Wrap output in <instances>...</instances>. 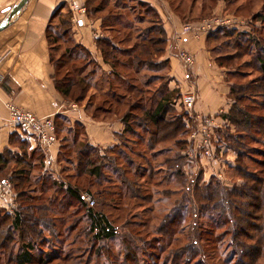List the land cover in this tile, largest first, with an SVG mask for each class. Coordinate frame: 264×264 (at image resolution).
I'll use <instances>...</instances> for the list:
<instances>
[{"label":"trees","instance_id":"16d2710c","mask_svg":"<svg viewBox=\"0 0 264 264\" xmlns=\"http://www.w3.org/2000/svg\"><path fill=\"white\" fill-rule=\"evenodd\" d=\"M120 1L121 0H116L115 4H111L110 0H87L86 4L88 17L91 19H100L102 22L104 36L99 38L96 43L102 55L103 62L110 67L111 71L109 74H106L91 58L89 51L77 44L74 40L71 12L62 16L60 24L54 27V20L64 9L60 8L55 12L46 35L51 47V62L55 70L54 82L56 90L66 100L72 103L80 104L86 102L85 110L88 111L92 109V113H89V115L94 119L105 120L113 116L118 117L125 127L123 138L129 135L134 137L137 136L138 131L135 130V126H137L143 135H149L148 147L158 145L151 143L177 139L180 134L184 136L182 141L178 140L175 144L176 149H179L180 152H176L173 160L167 162L168 164H172L171 167H173L175 171V174L171 175V181L169 180L167 186L179 180V182L175 184L180 188L178 193L181 197L175 199L173 210L167 215L166 219L161 222L154 233L156 235L171 237L177 233L179 227L189 224V227L191 226L194 231H197L194 234H197L202 227L199 221H203L204 218H207L210 223L207 222L208 227L206 226V228L212 231H217L226 225L230 227L229 234L232 237L230 248L234 255V264H254L260 259L264 249V225L258 229L253 227L249 220V215L253 209L258 213L259 219L264 221V181L261 179L259 180L260 186L258 188L244 186L243 188L235 187L229 189L220 183L216 177L211 178L209 182L203 181L201 173L197 175L195 179L192 177L190 178L186 169L188 167V162L191 161L189 155L190 150L188 151V144H190L188 138L192 134V131H190L191 128L188 124L184 122V118L176 114L175 104L179 98L180 92L177 91L179 89H169V82L167 84L163 83L162 80L167 79L166 81H168L170 79L171 81L169 73L164 77L156 75L158 72H162L164 69L167 71L171 67L168 60L164 59L161 61L168 47L166 30L164 29L158 12L149 4L138 1L139 5L146 7L145 14L150 11L155 18L149 20V27L145 28V30L137 29L136 41L131 44L130 35H122L119 31L115 30L121 23H123L121 26L124 30L127 29L126 27L129 28L131 26L129 23L124 22L122 19L123 17L114 12V9L126 10L119 6ZM178 1L179 0H170L171 7L174 8V12L177 13L181 19L186 20L187 15L183 14L180 9L183 8L184 3L188 4L189 0ZM192 4L193 0L191 1V5ZM191 10H194L193 6H191ZM145 14L138 18L140 24L147 22ZM131 30L132 29H129V32ZM113 32L115 33L114 36L112 34ZM214 32L215 31L208 32L209 36L206 41L216 39L217 34H213ZM236 34L238 33L227 31L224 32L223 35L234 38L236 36L242 37V40H245L244 44L253 42L250 36H245L246 34ZM52 35H54L55 38H53ZM63 43L66 45V48L63 54L55 61L52 53L55 49H59ZM123 44H129V46L123 48ZM209 50L212 52L211 49ZM214 60L220 68H227L228 63H226L223 58L218 57ZM257 62L260 72L263 75L262 83L236 86L230 82L229 99L231 106L229 112L223 116L225 124H227L229 128H234L240 135L253 134L255 138L264 137V114H259L256 110L252 111V108L245 106V103L248 99L247 96H249L248 93H251V90H255L258 97H260V102H256L258 98L254 97L253 99L255 102L253 103L256 104V108H260V111L264 112V56H258ZM144 72L155 73V76L148 78L142 83L147 90H150L149 86L152 85V82L155 81L157 77H160L162 81L161 86L156 90L157 92L151 100L152 104L149 108L142 102L144 92L142 91V86H140L138 82V75ZM144 77L146 79V76ZM121 91L124 93H119ZM240 91H244L242 96H239ZM94 97H100V100L98 102H93ZM252 107L254 106L252 105ZM136 111H141L142 115L136 114ZM54 121L57 133L63 131L61 120L57 121L54 119ZM75 125L85 132L84 125L81 123H76ZM222 137H224L229 144L234 143L232 136L225 135ZM221 140L222 139L217 136L218 144H221ZM63 141L67 140L64 139ZM12 143H14L13 139ZM17 143L18 144H11L17 147L16 152L6 150L0 155V181L6 180L7 177L11 175V182L14 183L12 186L17 194V209L14 213H9L0 209V264H34L37 258L33 252L34 246L32 244L35 241H40L46 233H49L51 228L56 229L57 226H63L66 218V211L62 212V222L61 218H53L52 212L59 211L58 213L60 214V211H62L61 208L56 210L53 206L47 204L38 206H25L22 202L19 204L20 200L23 202L29 200L30 197H28V195H32L33 191L36 190V188L33 191L31 190V194L26 190H20L26 182H42V180L38 179L31 181L32 178L29 173L33 167H36L43 181H52V178L42 173L45 160L42 148L38 147L35 150H31L30 144L21 140V137L17 138ZM262 144H264V141ZM24 145L28 147L25 148ZM67 145L66 142L61 144L59 159L66 149H70ZM76 146L77 145L74 144L73 148ZM229 147L231 146L229 145ZM28 150H31V152L29 153ZM21 151L23 153L18 154L19 152L21 153ZM38 151L41 153L39 156H37ZM98 151V148L91 146L88 141H86L83 146L81 145L79 150L76 151L79 157L78 166L81 168L84 165V170L89 176L98 177L102 174L101 166H95L93 162L95 156L98 158L97 161L101 162H106L105 159H109L107 156L100 158ZM131 152L134 151L132 150ZM158 155L153 156V159H157ZM36 156L37 159L35 160ZM120 159L122 160L124 169H130L133 172L124 173V169H115L117 173H120L119 175L135 176V174L139 173L138 169L135 168V170H133V168H131L134 166L132 165V161L128 160L130 164H126L123 158ZM34 160L35 164L33 163ZM109 160L114 163L112 158ZM126 165L130 167L128 168ZM236 171L240 172L239 169ZM173 176H175L176 180L173 179ZM154 177V172L152 171L148 176V181L152 180ZM122 181L125 185L123 189H128L129 194L127 198H129V196L134 193L132 189L134 185L128 178H122ZM146 181L137 184L139 190L144 187ZM54 185H56L55 182ZM61 187L57 188L55 192L62 190ZM64 187H66L64 195L74 199L79 204V209L84 208L86 210L84 217L87 218L90 223L88 233L95 237V241H108L116 238V229L113 227V224L106 214L98 213L88 208L79 190L71 185H64ZM41 189L42 191L45 190L44 187ZM173 192L170 190L168 193L166 192L165 195L171 196ZM135 197L136 196H133L132 198ZM118 198H120V196H118ZM122 198L124 197L122 196ZM244 198H249L253 200V202L251 204L249 202L246 203L242 200ZM59 216L61 217V214ZM189 217H191L190 222H188ZM75 227L76 222H73L69 229ZM252 231H256L258 236L251 235L250 233ZM201 235L202 234H199L200 239ZM196 239L197 238L193 239L190 237L187 246L174 254H170L168 258H166V263L204 264L201 260L195 262L196 259H200V256H202V249L199 247L198 240ZM134 240L136 239L131 235H125L120 238V246L124 255V261H126V264L128 261L130 262V260L134 264H144L139 261L138 257L143 249H141L136 242L134 243ZM38 261L40 262H38V264H49L53 262L51 258H49L46 263H43L41 258H38Z\"/></svg>","mask_w":264,"mask_h":264},{"label":"rangeland","instance_id":"374dc122","mask_svg":"<svg viewBox=\"0 0 264 264\" xmlns=\"http://www.w3.org/2000/svg\"><path fill=\"white\" fill-rule=\"evenodd\" d=\"M191 1L192 0H189L188 4L184 3L183 8L180 9L183 14L187 15L186 20L179 17L183 23L182 29L186 26L196 27L204 20L216 18L228 19L234 22V25L232 24L234 27L222 28L219 31H215L213 34H217L216 39L206 41V46L212 50L211 52L207 47V50L212 56V60L221 57L228 63L227 68H221L226 71V82L228 83L229 89L230 82L236 86L253 85L256 83L261 84L263 75L260 72L257 57L261 55L264 56V0H193L192 5ZM110 2L111 4H115L116 0H110ZM158 2L164 14V19H169V13H167L168 6L174 10V8L171 7L170 0H158ZM178 2H181V0ZM119 6L126 10L114 9V12L123 17L122 19L124 22L129 23L131 26L129 28L124 26L127 28L124 30L121 26L123 23H121L115 30L119 31L122 35H130L131 44H133L136 41L137 29L145 30V28L149 27V20L155 17L150 11L145 14L146 7L139 5V2L136 0H121ZM191 6H193L194 10H191ZM69 12L68 9L60 12V15L54 20V27H56L57 24L59 25L62 16L67 15ZM144 14L148 23L140 24L138 18L144 16ZM176 16L179 15L177 14ZM129 29L132 30L129 32ZM227 31L237 32L242 35L246 34L245 36H250L253 42L244 44L245 40H242V37L236 36L234 38L224 36V32ZM112 34L113 36L115 35L114 32ZM202 34L206 36V39L209 36V33H200V35ZM200 35L194 32L181 36L188 37V40L193 39L198 41L201 38ZM52 36L55 38L54 35ZM181 39L182 38H180V40ZM127 46H129V44L122 45L123 48ZM65 48L66 45L63 43L59 49L54 50L52 56L55 61L63 54ZM182 52H187L193 58V65L187 70H185L186 66H184L181 59ZM177 55L181 61L182 68L186 72L192 74L193 68L196 66L195 55L184 49V47H180V51L177 52ZM170 72L171 67L169 70L166 71L164 69L156 75L164 77ZM154 74L155 73L152 72H144L138 75L139 85L142 86V91L144 92L142 102L145 103L148 108L151 106V100L156 94V90L161 86L162 81L164 84L169 82L168 85L171 90L179 89L177 91L180 92V99L181 95L188 91L190 87H193L197 96L196 106L199 97L197 81H194L192 78L186 79L184 86H181L183 89H180L179 87H171L172 80L170 81L169 79L166 81V79L161 81L160 77H157V79L152 82V85L149 86L150 90H147L142 83L148 78L155 76ZM144 76H146V79ZM251 91V93H248L249 96H247L248 99L245 106L251 107L252 111L256 110L259 114H264V112L260 111V108H256V104L253 103L255 102L253 99L254 97L258 98L256 102H260V97H258L255 90ZM122 92L123 91L119 93L123 94L124 92ZM243 92L244 91H240L239 96H242ZM179 98L175 104L176 114L184 118V122L191 128L190 131H192V134L198 132L203 125L202 119L204 117L195 114V106L192 110L187 111ZM99 100L100 97L93 98V102H98ZM80 106L85 108L86 102L80 103ZM86 113L88 115L89 113L91 114L92 109H89ZM136 114L142 115V112L136 111ZM61 123L63 131L60 133L58 132V134L56 128V138L59 144H64V142H66L70 149H66V151L62 153L61 160L59 159V165L52 166V170L49 167V169L42 172L49 178H52V181H43L36 167H33L29 173L32 178L31 181L38 179L42 180V182H26L25 185L20 188V190H26L29 194L32 193L31 190L33 191L35 188L36 190L33 191L32 195H28L27 193L30 199L25 202L20 200L19 204H21V202L25 206L47 204L53 206L56 210L61 208V222L63 221L62 212L66 211L65 224L63 226H57L56 229L51 228L49 233H46L40 241H35L32 244L34 246L33 252L37 258L34 264H38V258H41L43 263H46V261L51 258L53 262L49 264H126L120 246V238L125 235H131L135 238L136 240H134V243L136 242V244L143 249L141 254H138V257L139 261L144 264H167L166 258H168L170 254H174L178 250L186 247L190 237L193 239L197 238L198 245L202 249V256H200V259H196L195 262L201 260L204 264H234V255L230 248L232 237L229 234L230 227L228 225L217 231H212L206 228L207 222L210 223V221L204 218L203 221H199L202 227L197 234H194L197 231H194L191 226L189 227V224L179 227L177 233L171 237L156 235L154 233L161 222L165 220L167 215L173 210L175 199L181 197L178 193L180 188L175 184L179 182V180L173 181L174 184L167 186L169 180L171 181V175L175 174L173 167H171L172 164H168L167 162L173 160L174 155L179 151V149H176L175 144L178 140L182 141L184 136L180 134L177 139L151 143L158 145L148 147L149 135H143L140 129L135 126V130L138 131L137 136L134 137L129 135L126 138H122L119 140L118 144L108 149L95 147L99 150L98 154L100 158L107 156V158H112V161H114L113 163L110 162L109 159H105L106 162H101L97 161V156L94 157L95 159L92 158L95 166L100 165L102 169L101 176L96 177L89 176L84 170V165L81 168L78 166L79 157L76 151L79 150L81 145L83 146L86 141H88L86 129L84 132L77 125L72 124L66 119L61 120ZM214 133V150L209 158L199 154L198 157L194 156L197 144H195L194 140H191L192 134L188 138L190 142V144H188V151L190 150L189 155L191 161L188 162L186 170L190 178L192 177L195 179V177L201 173L203 181L209 182L211 178L216 177L220 183L229 189L235 187L243 188L244 186L258 188L260 186L259 180L261 179L264 181V144H262L264 137L255 138L253 134L240 135L234 128H229L225 122L219 127L214 125ZM225 135L232 136L234 143L229 144L227 140L222 137ZM217 136L222 139L221 144H218ZM64 139L67 141H63ZM74 144L77 146L73 148ZM229 145L231 147H229ZM24 147L27 148L28 146L24 145ZM132 150L134 152H131ZM28 152L30 153L31 150H28ZM22 153L21 151V153L19 152L18 154ZM39 154H41L40 151H38L37 156H39ZM155 155H158L157 159H153ZM120 158H123L126 164H130L128 160L132 161V165L134 166L131 168H133V170H135V168L138 169L139 173L135 174V176L119 175L120 173H117L115 169H124V165ZM35 160L33 161L34 164ZM127 167L129 168L130 166L128 165ZM237 169H239L240 172L236 171ZM124 171V173L133 172L130 169H124ZM152 171L155 177L148 181V176ZM10 177L11 175L6 179L9 182H11ZM122 178H128L134 185L132 186L134 193L129 196V198H127L129 194L128 189H123L125 185L123 184ZM173 179L176 180L175 176H173ZM53 181L56 185H54ZM144 181H146V184L139 190L137 184H141ZM11 183L14 184L13 182ZM64 185H71L79 190L85 198L88 208L107 215L113 227L116 229V238L99 242L94 240L95 237L88 233L90 223L89 220L84 217L86 210L84 208L79 209V204L74 199L64 195L66 189ZM42 187H44L45 190L42 191ZM60 187L62 190L55 192V190ZM170 190L172 192L174 191V195L171 194V196H166V192L168 193ZM118 196H120V198H118ZM122 196L124 198H122ZM133 196L136 197L132 198ZM88 197L91 198V201L87 199ZM242 200L250 204L253 202V200L249 198H244ZM58 212L59 211L52 212L53 218H58L60 215ZM257 214L258 213L252 209L249 220L251 221V225L258 229L264 225V221L260 220ZM190 221L191 217L188 218V222ZM73 222H76V227L69 229ZM199 234H202L201 239L199 238ZM250 234L258 236L256 231H252ZM127 264L134 263L130 260ZM254 264H264V249L260 259Z\"/></svg>","mask_w":264,"mask_h":264},{"label":"crops","instance_id":"0c3cea01","mask_svg":"<svg viewBox=\"0 0 264 264\" xmlns=\"http://www.w3.org/2000/svg\"><path fill=\"white\" fill-rule=\"evenodd\" d=\"M137 1L153 7L166 30L168 47L161 61L165 59L170 63L171 87L183 89L186 79L197 81L199 97L195 114L212 118L214 125L218 127L223 125V116L229 112L231 106L230 89L226 82V71L218 67L207 50L206 36L200 35L198 41L182 37L183 23L174 10L168 6L169 19L165 20L158 0ZM20 2L21 0H0V25H6L0 31V77L4 80L0 87V155L6 150L17 151V147L11 144H18V137L28 142L31 150L42 148L38 140L27 138L8 121L9 114L5 104L10 98L18 107L39 117L52 116L57 121L66 119L72 124L81 123L86 129L88 143L93 147H114L124 136V124L115 116L105 120L94 119L80 104L66 100L56 90L51 47L46 35L55 12L60 8L64 11L68 9L72 14L74 40L89 51L91 58L109 74L110 67L103 62L96 43L104 36L101 20L91 19L86 14L79 17L81 21L77 23L78 15L71 10V5L86 7L87 0H71L68 4L63 0H30L17 15L9 19L10 11ZM180 47L195 55L196 66L192 74L182 68L177 55ZM60 149L58 139L48 153L42 148L45 155L43 171L49 167L52 170V166L59 165ZM0 209L14 213L17 209V198L15 197V201L11 198L0 199Z\"/></svg>","mask_w":264,"mask_h":264},{"label":"built area","instance_id":"2783aa9c","mask_svg":"<svg viewBox=\"0 0 264 264\" xmlns=\"http://www.w3.org/2000/svg\"><path fill=\"white\" fill-rule=\"evenodd\" d=\"M63 1L67 4L71 2V0ZM71 10L73 12H76L78 15L77 23L81 21L79 17L85 16L87 14V9L83 5L79 6L77 4H72ZM233 23V21L222 18L204 20L196 27H183L181 35H187L194 32H197L198 35L203 32H213L222 28L232 27L234 25ZM181 59L184 66H186L185 70L193 65V58L187 52H182ZM3 81L4 80L0 77V87L3 84ZM196 100L197 96L193 87H190L189 90L181 96V103L187 111H190L194 108ZM5 107L9 114L8 121L13 126H15L22 134H24V136H27V138H34L38 140L46 153H48L49 150L54 145H56V125L52 116L39 117L31 112L25 111L22 108L18 107L11 98L6 102ZM202 120V127L198 132L191 135V140H194L195 144H197L196 153L194 156L198 157L199 154L209 158L214 150V121L212 118H203ZM15 197L16 196L12 183L7 180L0 181V199L6 200L7 198H11L15 201ZM87 199L91 201L90 197H88Z\"/></svg>","mask_w":264,"mask_h":264},{"label":"water","instance_id":"95a60500","mask_svg":"<svg viewBox=\"0 0 264 264\" xmlns=\"http://www.w3.org/2000/svg\"><path fill=\"white\" fill-rule=\"evenodd\" d=\"M29 1L30 0H21V2L18 5H16L14 8H12V10L10 11V14H9V19L13 18L15 15H17L26 6V4ZM5 27H6L5 24L0 25V31H2Z\"/></svg>","mask_w":264,"mask_h":264}]
</instances>
